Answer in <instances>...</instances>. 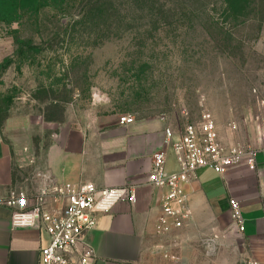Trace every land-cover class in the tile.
<instances>
[{
    "label": "rangeland",
    "instance_id": "obj_1",
    "mask_svg": "<svg viewBox=\"0 0 264 264\" xmlns=\"http://www.w3.org/2000/svg\"><path fill=\"white\" fill-rule=\"evenodd\" d=\"M61 5L0 18L1 141H47L53 126L125 114L177 128L208 111L223 143L259 144L264 0L235 9L224 0H184L154 17L136 12L111 34L78 33L76 5ZM191 233L185 261L158 248L144 264H241L231 217Z\"/></svg>",
    "mask_w": 264,
    "mask_h": 264
},
{
    "label": "crops",
    "instance_id": "obj_2",
    "mask_svg": "<svg viewBox=\"0 0 264 264\" xmlns=\"http://www.w3.org/2000/svg\"><path fill=\"white\" fill-rule=\"evenodd\" d=\"M167 126L158 117L120 124L112 116L94 125L53 126L47 141L28 139L19 145L0 140V191L23 190L32 196L65 182L129 186L134 200H120L86 233L97 257L94 264H144L149 251L158 248L185 261L193 228L230 219L233 197L244 220L243 232L235 225L240 263L264 262V151L257 153L255 169L245 163L222 174L200 169L184 185L188 220L167 235L157 234L161 192L148 179L153 154L163 151L168 170L178 167L164 141ZM11 219L12 209L1 206L0 264H42L47 234L33 227L14 228Z\"/></svg>",
    "mask_w": 264,
    "mask_h": 264
},
{
    "label": "built area",
    "instance_id": "obj_3",
    "mask_svg": "<svg viewBox=\"0 0 264 264\" xmlns=\"http://www.w3.org/2000/svg\"><path fill=\"white\" fill-rule=\"evenodd\" d=\"M120 124H131L136 118L125 114L118 118ZM164 141L170 144L177 169L168 170L163 151L153 154L148 173L150 183L160 192V214L156 232L167 235L182 228L189 218L184 185L202 168H211L225 173L234 166L245 163L256 168V155L264 151V128L260 132L256 147L227 145L219 137L214 116L203 111L197 121L185 122L175 128L164 129ZM123 198L134 200L127 185L99 188L92 182L75 185L70 182L57 184L28 196L23 190L0 191V207L12 209L14 228L33 227L44 231L48 243L41 249L42 264H94L96 255L86 239V233L95 228L97 220ZM240 202L229 199L230 215L240 232L244 231V220L240 213ZM166 257L176 259L168 252ZM248 264H264L250 261Z\"/></svg>",
    "mask_w": 264,
    "mask_h": 264
},
{
    "label": "trees",
    "instance_id": "obj_4",
    "mask_svg": "<svg viewBox=\"0 0 264 264\" xmlns=\"http://www.w3.org/2000/svg\"><path fill=\"white\" fill-rule=\"evenodd\" d=\"M68 0H0V18L16 20L21 13H38L42 8L55 3H67ZM76 10L74 12V26H79V33L85 27L90 32L111 34L117 31L124 19H134L136 12L139 16L154 17L166 11L168 6L172 10L174 5L184 3V0H72ZM231 9L237 8L242 0H224ZM247 1V0H245ZM61 5V6H62ZM143 6L145 8H143ZM135 8L133 13L127 8ZM168 10V9H167ZM130 11V10H129ZM144 11V12H143ZM126 12V15H125ZM85 33V30H83Z\"/></svg>",
    "mask_w": 264,
    "mask_h": 264
}]
</instances>
